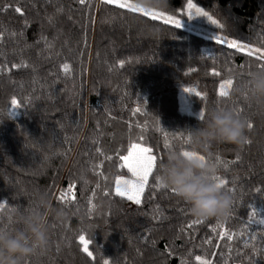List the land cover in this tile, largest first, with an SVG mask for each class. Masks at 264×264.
Returning <instances> with one entry per match:
<instances>
[{
    "label": "trees",
    "instance_id": "obj_1",
    "mask_svg": "<svg viewBox=\"0 0 264 264\" xmlns=\"http://www.w3.org/2000/svg\"><path fill=\"white\" fill-rule=\"evenodd\" d=\"M116 1L0 0V229L20 228L19 215L46 192L67 218L49 216V248L21 264H264V102L248 87L264 70V0H169L161 13L171 22ZM188 88L205 118L212 108L239 112L252 125L248 143L186 142L203 126L181 111ZM132 145L156 157L140 204L116 192L131 174ZM193 148L228 182L225 218L196 219L156 187L159 164Z\"/></svg>",
    "mask_w": 264,
    "mask_h": 264
},
{
    "label": "clouds",
    "instance_id": "obj_2",
    "mask_svg": "<svg viewBox=\"0 0 264 264\" xmlns=\"http://www.w3.org/2000/svg\"><path fill=\"white\" fill-rule=\"evenodd\" d=\"M136 5L146 11L165 12L169 0H136ZM252 96L264 102V70L252 73L248 82ZM247 120L234 108H212L203 120V126L192 130L190 142L197 146L230 144L243 146L247 140ZM210 156V153H205ZM195 148L171 152L159 164V180L173 189L176 196L190 206L196 219L225 218L232 205L231 195L212 179L211 166L202 159ZM62 223L67 214L64 208L53 206L46 192L36 197V207L18 217L20 228L13 231L0 229V264H21L22 258L39 249L47 251L50 245L48 217Z\"/></svg>",
    "mask_w": 264,
    "mask_h": 264
},
{
    "label": "snow or ice",
    "instance_id": "obj_3",
    "mask_svg": "<svg viewBox=\"0 0 264 264\" xmlns=\"http://www.w3.org/2000/svg\"><path fill=\"white\" fill-rule=\"evenodd\" d=\"M84 0H81V3H83ZM110 2V0H109ZM121 8H129L132 11H136V6L133 4H120L119 5ZM188 7L194 8L195 6L191 3L188 4ZM16 12H21V9L19 7H17L15 9ZM197 12L200 16L202 17H207V19L212 23V24H218V22L214 19H212L211 16L208 15V13L203 12L199 9H197ZM149 14V13H146ZM154 16H162L164 15L161 12H157V13H151ZM192 17V13H189V18ZM168 20H171V17H167ZM175 26L177 28L181 27V23L180 21H174ZM220 27H223V25H219ZM215 39L217 40V42H222V43H226L228 44L229 47H235L238 50H244L246 48L245 45H241V44H237L236 41H228L226 38L223 37H215ZM258 51V50H257ZM249 54H251V50H249ZM261 59H264V56L261 57ZM67 67V66H65ZM232 86V81L228 80L227 81V88H225L224 86H222V90L220 92V96L221 97H227L229 95V90ZM186 92H191V89H185ZM197 95H199V93H197ZM12 105L19 107V105L17 104L16 100H12ZM239 114V112H237ZM199 119L201 121H203L205 119V113L204 112H200L199 113ZM248 127L251 128L252 125L248 124ZM190 140V136L187 138L186 142ZM245 143H248V141L246 140ZM132 148L135 150L136 149V145H132ZM150 152L149 149H139L138 153H134V152H130L128 156L124 157V160L129 161V160H133L134 155L136 156L137 160H139L141 157L139 156V154L142 153H147ZM202 159H205V157L201 156ZM217 162H219V157L216 158ZM143 163H130L129 164V170L132 172V174L137 178L135 181H123L124 184L128 185V188L126 190H122L120 187H117L116 192L117 195L120 196H125L126 192H131L134 194H128L127 195V199L128 200H132L134 201L136 204H140L141 203V199L139 198L140 194L143 193L145 185L147 183V179L149 174L151 173L152 169L156 166V157L152 156V155H147V156H143L142 157ZM159 180V178H157ZM212 179L214 181H216L218 184H220L223 188H225L226 184L228 183L227 181L221 179L219 176H213ZM121 183V181H117V184L119 185ZM156 187L158 188H164L165 186L162 184V182L159 180V182L156 184ZM172 192H174L173 189H171ZM227 191H231V189H227ZM175 193V192H174ZM61 199H64V197L62 196ZM253 215H255V213H253ZM199 221H193V223H197ZM262 223H264V221H261ZM80 242L82 244H85L84 247V252L87 253L88 256H92V252H90L88 250L87 242L85 240L84 236H80ZM105 264H107V262H105Z\"/></svg>",
    "mask_w": 264,
    "mask_h": 264
},
{
    "label": "rangeland",
    "instance_id": "obj_4",
    "mask_svg": "<svg viewBox=\"0 0 264 264\" xmlns=\"http://www.w3.org/2000/svg\"><path fill=\"white\" fill-rule=\"evenodd\" d=\"M115 2H117V3H119V1H116V0H114ZM136 12L138 11L139 13H141V15L143 14H146V13H149V15H152L151 13H156V12H153V11H146L145 9H143V8H141V7H136ZM133 12V11H132ZM138 14V13H137ZM160 17V19L161 20H164V21H169V22H171V20H168L167 19V16L166 15H162V16H159ZM181 23V22H180ZM175 24V23H174ZM181 25L183 26L184 24L183 23H181ZM186 27L187 28H189V29H194V26L192 25V24H186ZM198 29V28H197ZM199 32H201V30L199 29L198 30ZM209 36L211 37V38H213V39H215V37H219V36H217V35H212V34H209ZM216 40V39H215ZM245 50V52H249V50H251V52H254L255 51V49L254 48H252V47H247L246 46V48L244 49ZM222 86H224L225 88H227V81L226 82H223L221 85H220V87H219V94H220V92H221V90H222ZM188 89H190V88H188ZM192 91L191 92H186L185 91V89H182L181 91H180V93H179V95H180V103H181V111L183 112V113H185V114H188V115H193V116H196V117H199V113H200V111H197V110H194L193 109V107L191 106V103H190V101H189V97H190V95H192V94H196L197 93V91H194L193 89H191ZM229 91H230V89H228ZM139 149H145V148H140V147H137L136 146V149L134 150H132V152H134V153H138V151H139ZM147 155H152V154H150V152H147V153H142V154H139V156L141 157L139 160H137V158H136V156L134 155V158H133V160H129V161H126V165H127V167L129 168V164L130 163H137V164H139V163H143V160H142V157L143 156H147ZM153 156V155H152ZM152 171H153V169H152ZM152 171H151V173L149 174V176H148V179H147V183H146V185H145V187L147 186V184H148V182H149V179H150V176H151V174H152ZM130 176L129 177H123V178H121V179H119V181H121V183L118 185L117 184V186H116V189H117V187H120L122 190H126L127 188H128V185H126V184H124L123 183V181H135L137 178L132 174V172L130 171ZM145 189V188H144ZM128 194H134V193H131V192H126V197H127V195ZM142 194V193H141ZM141 194H140V196H139V198L141 197ZM132 201V200H131ZM133 203H135L134 201H132Z\"/></svg>",
    "mask_w": 264,
    "mask_h": 264
}]
</instances>
